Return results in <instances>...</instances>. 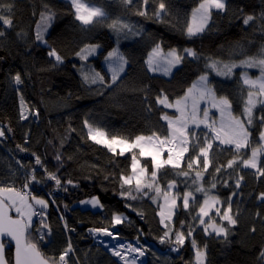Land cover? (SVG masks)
<instances>
[{
	"label": "trees",
	"instance_id": "obj_1",
	"mask_svg": "<svg viewBox=\"0 0 264 264\" xmlns=\"http://www.w3.org/2000/svg\"><path fill=\"white\" fill-rule=\"evenodd\" d=\"M91 1L101 5L108 17L100 23L82 26L75 19L70 0H0V4L12 5V26L0 27V31H5L0 37V123L5 126V135L0 137V186L22 192L35 169L40 182L33 181L27 190L49 200L51 213L47 214V223L51 232L46 241L41 240V233L37 231L40 218H37L34 227L29 229V240L36 243L47 258H58L70 241L74 252L68 257L69 264H121L119 258L97 243L95 234L89 231L110 228L122 237L140 239L148 251L147 264H195V252L189 240L178 252L171 249L179 246L160 243V237L166 231L160 222V213L168 182L183 180L177 175L181 170L204 172L203 165L189 170L185 161L182 169L170 166L162 169L158 180L159 195L147 188L144 189L147 195L136 192L135 180L122 188L121 176L133 173L132 155L135 154L152 171L150 157H141L139 149L124 155L118 154L119 149L116 153L109 151L89 139L84 121L101 127L108 138L115 135L133 140L138 135L153 132L165 136L168 122L161 118L162 115L175 116L178 112L157 104V96L163 92L174 101L206 72L211 73L210 82L218 95L227 96L235 113L240 114L242 100L247 94L240 80L242 70L231 79L221 78L206 68V58L239 60L244 55L256 54L264 45V26L259 19L264 13V0H227V10L213 11L205 31L192 37L187 35L186 28L199 0H167V12L159 19L152 15L158 7L155 3L148 6V16H139L135 14L134 3L125 6L121 0ZM49 9L55 15L46 34L47 42L43 43L36 39L37 26L41 13ZM247 15H254L256 19L245 26L243 18ZM117 18L132 25L133 32L138 34L125 36L112 31L108 25ZM18 33H23V37ZM91 44L103 46L99 55L90 58L89 62L96 63L106 83H111V74L103 65L107 53L119 46L128 60L126 72L112 87L86 83L78 71L83 61L76 53ZM157 45L177 49L182 55L184 49L193 48L199 58L185 55L172 76L153 72L147 61ZM53 48L62 56V63L48 55ZM17 73L22 79L19 85L13 80ZM21 97L29 109L25 119H21ZM262 114L258 106L256 115ZM251 131V147H256L260 131L258 121ZM205 136L211 139L205 134L199 139L201 143ZM227 147L214 143L211 165L203 179L208 186L216 183L215 192L223 207L227 206L228 197L236 193L232 196V214L237 224L230 227L227 238L217 237L214 233L205 235L196 218L203 196L194 194L195 200L190 201L189 209L183 208L182 196L192 188L189 184L177 189L179 207L169 227L185 234L189 227L194 229L193 237L198 245L207 244L205 264H262L264 202L257 197L264 192V177L239 164L216 174L215 168L226 165L235 155L233 151L225 150ZM251 147L243 150V158L251 155ZM191 155L194 153H188L186 158ZM36 156L40 157L42 166L36 165ZM260 166L264 167V160ZM45 169L60 178V186L47 179ZM239 176L244 179L236 188ZM127 192L136 198L122 195ZM96 195L103 207L95 210L78 204ZM114 214L126 219L113 226ZM6 243L9 259L13 262L14 247L10 242Z\"/></svg>",
	"mask_w": 264,
	"mask_h": 264
},
{
	"label": "snow or ice",
	"instance_id": "obj_2",
	"mask_svg": "<svg viewBox=\"0 0 264 264\" xmlns=\"http://www.w3.org/2000/svg\"><path fill=\"white\" fill-rule=\"evenodd\" d=\"M158 3V7L155 8L152 15L159 19L162 15L166 14L167 6L164 0H140V5L137 8L136 15L148 16L146 6L150 3ZM71 7L74 10V16L82 26H89L95 23H100L102 20L107 19L108 14L102 8L95 6L91 3V0H70ZM125 6H130L134 3V0H121ZM227 10L226 0H199L198 5L192 9L191 22L186 28V33L189 37L198 35L205 31V28L209 24L213 11L222 12ZM12 11V5L0 4V27H11L12 20L10 14ZM55 13L50 9L45 13H41L42 24L37 26L36 39L38 41L43 40V31L47 29L48 22L52 20ZM256 19L254 15H247L243 18V24L248 26L250 22ZM262 26H264V13L259 17ZM108 27L117 34L124 33L127 36L128 33L136 35L138 33L133 32V26L125 22L122 18L112 20ZM5 35V31H0V37ZM23 33H18V36L23 37ZM99 45H85L81 48L76 55L82 60H87L89 56L94 55ZM161 53L160 46L152 50L149 54V70L155 71L157 68L153 67L152 58L159 56ZM183 55L178 53L176 49H171L166 54V66L164 67V73L169 74L171 69L176 65H179L185 55L193 58H199L195 50L186 48L183 50ZM50 57H54L58 63L63 62L62 56L56 49H51L48 52ZM108 63V71L111 73V83H106L105 77L100 72L92 71L91 73H83L82 76L86 83L101 84L106 87H112L121 78V73L125 70V65L128 64L127 58L119 51V48H113L104 57ZM206 68L215 72L217 76H223L231 78L234 74V69H244L240 73V80L242 85L246 87L247 94L242 100V110L240 115H234L232 111V101L227 96H220L217 98L213 86L209 82L208 74H202L199 78L193 82L192 86L187 89L185 95L175 102H170L167 95L161 92L156 98V103L163 105L165 108L175 107L180 116L171 117L167 113L162 115V119L166 120L168 133L161 138L157 133L153 132L151 136L138 135L133 140L122 138L118 136H111L110 139L106 138L107 133L101 127H94L89 121L85 120L84 124L88 129V137L97 144H102L109 149V151L116 153V149L119 148V155H124L126 152H133L135 149H139V155L141 157H150L152 171L150 173L151 182L146 179L148 177L147 166H139V161L135 154L132 155L131 168L133 174L129 176H121L123 188L124 185H131L133 179L135 180V190L138 193H144V189L154 190L158 195L161 193V188L158 184L159 172L165 167H171L173 169H182V164L186 161L187 169L192 170L194 165L199 167L202 163L203 171L207 172L211 165L210 153L213 150L215 141H219L222 146H228L225 150H231L235 153L232 159L227 161L226 165H221L215 168V173L219 174L222 169L227 170L229 168H235L239 164L243 168H251L256 171L258 176L264 177V167L260 166V157L264 156V114L257 116L255 110L259 106L262 113H264V45H261L258 52L254 55H244L240 60H229L227 62L220 59H213L208 57ZM159 67V66H157ZM256 68L259 70V75L253 78L249 75L247 69ZM13 80L16 85L22 83L21 75L17 73ZM210 97L213 100V107L217 108L221 114V124L219 128L213 127V124L207 122L208 110L204 109V120L197 119V111L199 101ZM192 101V112L190 116L191 123L199 127L200 124H205L206 127L211 129L213 133L212 139H208L205 136L203 143L199 138L195 137V133L189 132V117L186 116L187 102ZM24 101L21 97V119H25L24 116ZM38 115V113H37ZM260 124V131L258 137V145L251 147V129L255 126L256 122ZM214 123V122H213ZM11 129H9L10 131ZM5 135L3 128H0V137ZM192 138L196 139V144H192ZM168 145L167 148L165 146ZM251 147V155L247 158H243L241 153L243 150ZM26 151V149H21ZM167 151V158H162L163 153ZM193 152L194 155L188 156L186 154ZM35 155V153H33ZM57 161L60 160V156H56ZM36 165L42 166V161L39 156L35 159ZM47 173V179L55 181L57 186L61 185L60 178L53 172ZM184 177H189L190 172L181 170L177 173ZM204 179L203 173L197 171L192 178L193 184H196L195 192H204L205 199L199 207L197 219H199L200 225H203V231L205 235H212L213 233L219 237L223 236L227 238L230 231V227L237 224V220L232 214V196L236 193L233 192L227 200V206L223 207L222 202L217 196H209V193L205 191L202 184ZM215 179V178H214ZM243 176H239L236 180V188L241 186ZM33 181L39 183L35 175V169H33L29 180L24 184V188H28L29 184ZM72 183L71 180L68 181ZM227 186V181H225ZM176 187V181L172 180L168 182L167 189L171 190ZM216 183H211V188H215ZM166 203H169V211L167 216L162 211L161 224L165 226L166 231L164 235L160 237V243L169 242L179 247H173L171 250L178 252L180 247H183L186 240H189L192 248L195 252V264H205L207 256V244L202 247L198 245L197 240L193 237L194 229L189 227L187 234L181 230H173L166 223V220L170 221L174 215V209L178 207L177 197L173 196L169 198L168 192L164 193ZM122 195L131 196V192L122 193ZM179 194L177 193V196ZM135 199V196H131ZM260 201L264 202V192H261L257 197ZM155 202V198H153ZM195 196L192 191H186L182 196V205L185 210L189 209L190 201H194ZM31 201V202H29ZM90 203L93 207L99 205V200L93 198L91 201L82 202ZM217 205H221L218 207ZM49 201L39 196L31 195V193H23L16 191L13 187L0 186V264H7L4 256V243L2 239L10 237L12 241H15V264H68V257L70 253L74 252L71 242L69 241L67 247L60 253L59 257L44 258L40 252L36 243L28 239V231L32 227L33 216H39L40 227L37 229L41 233L40 239L43 240L45 234H50L51 228L47 223V208ZM102 207V205H100ZM223 207V211H222ZM14 210L17 214V218H13L9 212ZM215 211V215L220 218L221 223L217 224L212 218L210 213ZM259 215V213H257ZM205 217L208 219L205 220ZM63 219V217H61ZM126 217L122 215H113L112 225L115 226L123 222ZM223 222H226L227 226ZM67 227V225H65ZM183 227V221L181 222ZM211 228V231H209ZM47 230V233L44 230ZM255 231V227L251 229ZM91 233H102L104 235L113 236V233L104 229H89ZM174 237V239H173ZM111 255L118 257L122 264H137V257L128 258L129 253H136L138 257H143L146 254L147 249L137 247L132 244L127 246L121 244L117 247L109 249ZM260 258L264 260V249L260 252Z\"/></svg>",
	"mask_w": 264,
	"mask_h": 264
},
{
	"label": "rangeland",
	"instance_id": "obj_3",
	"mask_svg": "<svg viewBox=\"0 0 264 264\" xmlns=\"http://www.w3.org/2000/svg\"><path fill=\"white\" fill-rule=\"evenodd\" d=\"M164 2L167 4V0H164ZM226 2H227V0H226ZM91 3L92 4H94L95 6H98V7H102L101 5H99V4H97V3H95V2H93V1H91ZM151 3H153V2H150L147 6H146V8H148V6L151 4ZM155 4H158V3H155ZM139 5H140V0H135L134 1V6L136 7V9L139 7ZM103 8V7H102ZM54 18V17H53ZM53 18H52V20L51 21H49L48 22V26H47V29L45 30V31H43V33H42V35H43V40L41 41V42H43V43H46L47 42V40H46V34L48 33V31H49V29H50V27H51V23H52V21H53ZM42 24V21H41V19H40V21H39V23H38V25H41ZM208 26V25H207ZM207 28V27H206ZM205 28V29H206ZM91 45H99V47L97 48V51H96V53L94 54V55H91V56H89L88 57V59L87 60H82L83 61V64L81 65V66H79L78 67V71H79V73L82 75V72L83 73H91L93 70L94 71H96V72H100V74L101 75H103L104 76V74L102 73V71L97 67V65H96V63L95 62H89V59L90 58H92V57H97L98 55H99V53H100V51H101V49H102V45L101 44H91ZM115 48H119V46H116ZM160 49H161V53H160V55L159 56H154L153 58H152V64H153V67L154 68H157V70H155V71H153V72H157V73H161V74H164V75H166V76H172L173 75V73L175 72V70H176V68L181 64H179V65H176L175 67H173L172 69H171V71H170V73L169 74H165L164 73V67L166 66V59H165V57H166V54L171 50V49H169V48H164V47H162V46H160ZM190 49H193V48H190ZM177 50V49H176ZM194 50V49H193ZM119 51L122 53V51H121V49L119 48ZM178 51V50H177ZM178 53H179V51H178ZM80 58V57H79ZM243 59V58H242ZM148 60H149V58H148ZM240 60V59H239ZM223 61H225V62H227V61H229V60H223ZM238 61V60H237ZM103 65H104V67L108 70V63L105 61V59H103ZM128 65V64H127ZM127 65H125V70H124V72L123 73H121V76L126 72V70H127ZM157 66H159V67H157ZM238 70H242V71H244V69H241V68H237V69H234V74L232 75V77L231 78H233L235 75H236V73H237V71ZM247 71H248V73H249V75L250 76H252L253 78H255L256 76H258L259 75V70L258 69H256V68H252V69H247ZM109 72V71H108ZM213 72V71H212ZM110 73V72H109ZM207 74H208V77H209V82H210V77H211V73L210 72H206ZM214 74H216L215 72H213ZM111 74V73H110ZM205 74V73H204ZM83 77V76H82ZM105 77V76H104ZM219 77H221V78H226V79H231V78H228V77H223V76H219ZM210 84H211V82H210ZM212 85V84H211ZM213 86V85H212ZM213 88H214V86H213ZM215 90V89H214ZM215 93H216V96H217V98L218 97H220V95H218V93L216 92V90H215ZM185 95V94H184ZM183 95V96H184ZM183 96H181V97H183ZM181 97H179V98H181ZM179 98H177V99H179ZM176 99V100H177ZM176 100H174V101H170V102H175ZM171 109H174V110H176V108L175 107H173V108H171ZM204 109H207L208 110V119H207V122L209 123V124H213V127H215V128H219L220 127V124H221V114H220V111L217 109V108H215V107H213V100L210 98V97H206L205 99H203V100H200L199 101V106H198V111H197V119L198 120H204L205 119V117H204ZM177 111V110H176ZM232 111H233V114L234 115H240V114H236L235 113V111H234V109H233V106H232ZM178 112V111H177ZM191 112H192V101H191V99H189V101L187 102V110H186V116H188L189 117V125H188V128H189V132L190 133H195V137L196 138H199V139H201V137H203L205 134H209L210 135V137H211V139H212V137H213V133H212V131H211V129H209L208 127H206L205 126V124H200L199 125V127H197L195 124H193V123H191V121H190V116H191ZM255 112H256V110H255ZM29 114V109H27V106L25 105L24 106V116L26 117L27 115ZM33 114L35 115V112H33ZM169 116H171V117H173V118H175V117H178V116H180V112H178V115H169ZM214 122V123H213ZM0 128H3L4 129V131H5V126H4V124H2V123H0ZM152 134H150V135H143V136H151ZM161 138H163L164 136H160ZM106 138H108V137H106ZM108 139H110V138H108ZM210 139V140H211ZM194 142H196V139L195 138H192V144L194 143ZM215 142H219V141H215ZM168 147V145H166L165 146V148H167ZM117 149H119V148H117ZM116 149V150H117ZM167 155H168V153H167V151H165L164 153H163V157L162 158H167ZM187 155V154H186ZM137 160L139 161V166H145L143 163H142V161H141V159L140 158H138L137 157ZM262 160H264V156H261L260 157V165H261V163H262ZM195 166V165H194ZM200 166H202V163H201V165ZM199 166V167H200ZM147 170H148V177L146 178V179H148V181L149 182H151V178H150V173H151V171L148 169V167H147ZM162 171V169L160 170V172ZM160 172H159V174H160ZM203 173V176H205V172H202ZM133 174V173H132ZM131 174V175H132ZM158 174V175H159ZM195 174H196V171H193V173H191L190 172V175H189V177H184V176H181L182 177V179L183 180H175L176 181V187L175 188H173V189H171V190H167V192H168V196H169V198H171V197H173V196H176L177 197V205H178V207H179V197L177 196V189L180 187V186H186V185H192V188L190 189V190H188V191H192L194 194H198L199 196H203V198L205 199V195H204V192H195V187H196V184H193V182H192V178L195 176ZM134 180V179H133ZM199 183H201L202 184V186H203V188L205 189V191H207L208 193H209V196H217V197H219L217 194H216V187L215 188H211V186H208V185H206V183L204 182V180L202 181V182H199ZM160 184V183H159ZM16 191H18V192H21V190L20 189H17ZM93 198H97L98 200H99V205H97L96 207H93L92 206V204H90V203H82V202H87V201H91ZM220 198V197H219ZM220 200H221V198H220ZM29 202H31V201H29ZM221 202H222V200H221ZM79 205H82V206H84V207H90V208H93V209H98V208H101V206L100 205H102V207H103V204H102V201H101V199H100V197L98 196V195H96V196H92V197H88L87 199H84V200H82V201H80L79 203H78ZM169 204H170V200H169V203H166V201H165V196H163V201H162V209H161V212L163 211L164 213H165V216H167V213H168V211H169ZM222 205H223V203H222ZM100 206V207H99ZM218 207H221V205H217ZM178 207H176L173 211H174V215L172 216V218H171V220L170 221H168V220H166V223H168L169 225H170V223L173 221V219H174V217H175V214H176V210H177V208ZM222 211H223V207H222ZM14 213L16 214V212L14 211ZM17 215V214H16ZM210 215L212 216V218L215 220V222L217 223V224H219L220 222H219V217L218 216H216L215 215V211L213 210L211 213H210ZM208 218L207 217H205V220H207ZM216 219H218V220H216ZM32 220H33V223H32V227H34V225L36 224V222H37V216H33V218H32ZM203 226V225H202ZM31 227V228H32ZM204 227V226H203ZM92 229H96V228H92ZM100 229V228H99ZM209 231H211V228H209ZM44 232L45 233H47V230L45 229L44 230ZM96 236H98L97 237V239H96V237H95V241L97 242V243H101L102 245H104V242L103 241H105L106 243H107V241H106V239L104 238V237H101V233H94ZM49 238V234H45L44 235V241H46L47 239ZM102 238V239H101ZM101 240H103V241H101ZM104 247H106L108 250L109 249H111L112 247L111 246H104ZM109 252H110V250H109ZM147 264V263H146ZM262 264H264V260H262Z\"/></svg>",
	"mask_w": 264,
	"mask_h": 264
},
{
	"label": "built area",
	"instance_id": "obj_4",
	"mask_svg": "<svg viewBox=\"0 0 264 264\" xmlns=\"http://www.w3.org/2000/svg\"><path fill=\"white\" fill-rule=\"evenodd\" d=\"M22 192L23 193H29V192L32 193V191H29L27 189H23ZM108 231L113 233L112 237L104 235V234L101 233V237H104L106 239L107 243L105 241H103V240H101V241H103L104 244H106V245H109V246H112V247H117V246H119L121 244H123L125 246H127L128 244H132V245L137 246V247L145 248L144 245L138 239L132 240V239H129V238L122 237L119 234L114 233V231L111 230V229H108ZM97 237L98 236H96V239H97ZM132 257H137V264H146L147 261H148L147 251H146V254L143 257H138V254H136V253H129L128 254V258L131 259ZM120 262L122 264V261H120Z\"/></svg>",
	"mask_w": 264,
	"mask_h": 264
},
{
	"label": "water",
	"instance_id": "obj_5",
	"mask_svg": "<svg viewBox=\"0 0 264 264\" xmlns=\"http://www.w3.org/2000/svg\"><path fill=\"white\" fill-rule=\"evenodd\" d=\"M40 197V196H39ZM43 198V197H41ZM43 199H46V198H43ZM47 200V199H46ZM49 201V200H48ZM47 214H50L51 213V205H50V202H49V206L47 208ZM9 214L15 219L17 218V215L14 214V210H11L9 212ZM28 239H29V231H28ZM2 242L4 243L5 247H4V256H5V259L7 261V264H15V241H12L10 237H5L2 239ZM6 242H10L11 245L14 247V252H13V262L10 261L9 259V256H8V245ZM40 250V249H39ZM40 252L43 254L44 258H47L44 253L40 250ZM51 264V262H50Z\"/></svg>",
	"mask_w": 264,
	"mask_h": 264
},
{
	"label": "clouds",
	"instance_id": "obj_6",
	"mask_svg": "<svg viewBox=\"0 0 264 264\" xmlns=\"http://www.w3.org/2000/svg\"><path fill=\"white\" fill-rule=\"evenodd\" d=\"M68 264H69V262H68Z\"/></svg>",
	"mask_w": 264,
	"mask_h": 264
}]
</instances>
